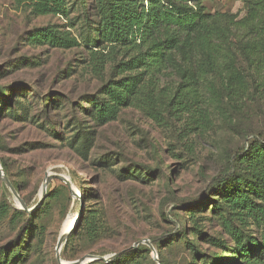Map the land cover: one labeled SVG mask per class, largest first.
I'll return each instance as SVG.
<instances>
[{
  "label": "rangeland",
  "instance_id": "rangeland-1",
  "mask_svg": "<svg viewBox=\"0 0 264 264\" xmlns=\"http://www.w3.org/2000/svg\"><path fill=\"white\" fill-rule=\"evenodd\" d=\"M205 4L212 13L230 12L243 17L247 12L245 0H205ZM80 15L74 12L73 17ZM69 23L70 20L59 15H35L15 0H0V85L25 80L36 86L28 94H37L34 99L18 96L23 102L36 101L28 113L16 110L0 120V204L7 200L15 205L17 198L22 197L31 209L22 211L19 219L12 214L0 218V248L7 247L11 239L14 242L21 239L24 245L30 243L32 247L27 261L16 264H60L56 244L69 216L76 218L77 224L81 201L58 177L44 187L46 175L57 174L67 176L82 196L83 187L93 191L91 198L85 200L84 215L85 211L98 210L109 228L108 235L104 233L95 244L82 234L71 251L76 257L61 256L63 262L78 260L94 250L111 255L117 253L114 249L133 247L134 239L147 238L154 249L144 244L150 251L143 254L141 264H191L193 254L175 231L178 220L184 223L192 208L188 205L206 201L197 198L207 191L211 179L222 172L226 154L248 146L255 137L264 138V95L248 101L240 110L229 109L226 114L211 108V120L204 127L189 124V114L174 112L162 97L157 100L158 112L128 107L116 120L99 125L82 112V108H87L82 100L84 95L96 93L103 83L79 62L85 55L83 48H52L27 40L29 31L48 25L72 30L76 35L77 29ZM25 58L39 64L20 65ZM75 63L79 68L73 75L62 73ZM178 83V78L170 77L162 84L167 91L169 85L173 88ZM53 99L55 102L60 99L58 105ZM77 131L93 133V145L86 157L69 144ZM3 164L8 165L7 171ZM133 169L142 175L133 176L137 175L132 173ZM39 195L47 211L41 221L29 225V217L41 208ZM204 205L198 215L208 217L205 230L211 237L226 239L222 222L211 216L215 214ZM39 224L35 236L33 230ZM23 226L26 227L20 236L16 235ZM85 227V221L81 220L67 239L74 232L83 233ZM170 235L174 238L163 241V237ZM187 238L197 241L191 233ZM197 244L209 255L222 253L225 259H230L227 250L203 240ZM83 248L88 250L81 252ZM11 250L12 247L8 253ZM3 258L4 252L0 253V260ZM262 259L264 264V250Z\"/></svg>",
  "mask_w": 264,
  "mask_h": 264
},
{
  "label": "trees",
  "instance_id": "trees-1",
  "mask_svg": "<svg viewBox=\"0 0 264 264\" xmlns=\"http://www.w3.org/2000/svg\"><path fill=\"white\" fill-rule=\"evenodd\" d=\"M15 1L31 9L35 15L62 16L70 20L71 28L77 29L75 35L72 30L51 25L36 27L28 32L27 40L52 48H83L85 55L79 62L103 83L96 93L85 94L82 98L87 108H82L83 103L79 105L82 112L99 125L116 120L128 107L158 112L157 100L162 97L174 112L188 113L189 124L204 127L211 120V108L226 114L227 110H240L248 101L264 95V0H245L247 12L243 17L230 12H208L205 0ZM74 12L81 15L74 19ZM38 64V61L27 58L20 63ZM76 68L79 67L75 63L62 73L71 76ZM170 77L178 78L179 83L173 88L169 85L165 91L162 83ZM35 89V85L25 80L0 85V120L18 112L16 110L28 113L36 101L23 102L18 96L34 99L37 94L29 95L28 92ZM54 99L53 103L58 105L60 99L56 102ZM93 139V133L86 135L77 131L69 144L86 157ZM3 165L7 171L8 165ZM133 170L132 173L137 174L133 176L142 175ZM82 192L84 200L90 199L93 193L85 187ZM201 199L206 201L188 205L192 207L189 215L185 216L184 223L178 220L175 229L193 254L191 264H262L264 138L255 137L248 146L243 145L240 150L226 154L222 172L211 179L207 191L197 201ZM203 204L215 214L211 216L222 222L228 235L226 239L211 237L205 230L208 217L198 215ZM46 207L45 202H41L39 212L32 214L27 224L41 221ZM22 213L13 201L7 203L4 200L0 204L1 219L9 214L19 219L18 215L22 216ZM162 215L167 218L168 214L163 211ZM83 221L85 230L83 233L74 232L66 240L61 252L63 258L76 257L71 251L80 242L77 239L82 234L94 244L103 238L104 233L108 235L105 217L98 210L85 211ZM40 226L34 227L33 235L37 236L35 230ZM25 227L16 231V235ZM128 230L131 232L130 228ZM189 233L197 241L188 240ZM172 236L163 237V241L171 240ZM199 240L227 250L230 259H225L222 253L209 255L203 252L197 244ZM7 245L0 248V253L4 252L0 264L27 261L32 247L30 243L24 245L21 239L16 242L11 239ZM10 247L12 252L8 253ZM84 250L88 249L83 248L81 252ZM114 251L119 256L112 262L95 260L86 264H141L140 259L150 249L140 244L136 249L127 246ZM91 253L105 255L104 251L98 250Z\"/></svg>",
  "mask_w": 264,
  "mask_h": 264
},
{
  "label": "water",
  "instance_id": "water-1",
  "mask_svg": "<svg viewBox=\"0 0 264 264\" xmlns=\"http://www.w3.org/2000/svg\"><path fill=\"white\" fill-rule=\"evenodd\" d=\"M54 177H58L62 181H64L66 183V185L69 187L72 195L74 197L78 198L81 201V211H80V215H79L78 220H77V224L74 225V228H73V230H74V229L77 228L78 224H80V222H81V220L83 218L84 210H85V200H84V198H83V196H82V194H81V192L79 190L78 191L74 190L71 180L65 175L47 174L46 175V179L44 181V187H46L47 184L49 183V181L52 178H54ZM12 191L16 195V191H14V189H12ZM29 211H31V209L28 210V212ZM72 231L70 230V231H68V233L64 234L63 236L61 235L59 240H58V242H57V244H56V258H57V260H58V262L60 264H83V263L92 262V261H95V260H103L104 262L109 263V262H112L115 259H117V257L119 256V253H114V254L107 255V256L106 255H96V254H86V255H84L83 257H81L78 260L69 261V262H63L62 259H61V249H62V246H63L64 242L66 241L67 237L69 236V234ZM142 243L143 244H147L151 248H153L152 245H151V241L149 239H147V238H143L141 240L136 241L134 243L133 247L137 248Z\"/></svg>",
  "mask_w": 264,
  "mask_h": 264
},
{
  "label": "bare ground",
  "instance_id": "bare-ground-1",
  "mask_svg": "<svg viewBox=\"0 0 264 264\" xmlns=\"http://www.w3.org/2000/svg\"><path fill=\"white\" fill-rule=\"evenodd\" d=\"M74 190H76V189H74ZM77 191V190H76ZM40 197H39V199H38V203H41V198H42V196L41 195H39ZM17 201H20L19 202V204L21 205L22 203H23V200H20V197H18L17 198ZM26 203L24 202V205H25ZM15 207H17L18 208V206H17V204H15ZM73 217V216H72ZM75 220H76V218H71L70 216H69V218L65 221V223H64V225H63V227H62V232H61V235L63 236L64 234H66V233H68V231H72L73 230V228H74V225H75ZM75 222V223H74Z\"/></svg>",
  "mask_w": 264,
  "mask_h": 264
},
{
  "label": "built area",
  "instance_id": "built-area-1",
  "mask_svg": "<svg viewBox=\"0 0 264 264\" xmlns=\"http://www.w3.org/2000/svg\"><path fill=\"white\" fill-rule=\"evenodd\" d=\"M16 203H18V204H19V201H16Z\"/></svg>",
  "mask_w": 264,
  "mask_h": 264
}]
</instances>
